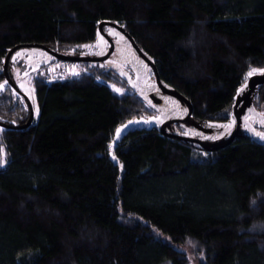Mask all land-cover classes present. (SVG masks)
Instances as JSON below:
<instances>
[{"label": "trees", "instance_id": "trees-1", "mask_svg": "<svg viewBox=\"0 0 264 264\" xmlns=\"http://www.w3.org/2000/svg\"><path fill=\"white\" fill-rule=\"evenodd\" d=\"M107 22L202 124L229 122L249 78L264 75H248L264 69V0H0L9 154L0 169V264H191L184 247L198 264H264V143L249 131L202 151L156 125L123 130L159 113L120 73L90 62L65 79L43 65L32 82L38 119L12 128L30 109L6 80L9 52L40 45L77 55L97 48ZM27 49L9 61L12 80V58ZM254 83L251 107L264 115V80ZM249 118L264 133V122Z\"/></svg>", "mask_w": 264, "mask_h": 264}, {"label": "rangeland", "instance_id": "rangeland-1", "mask_svg": "<svg viewBox=\"0 0 264 264\" xmlns=\"http://www.w3.org/2000/svg\"><path fill=\"white\" fill-rule=\"evenodd\" d=\"M115 33L119 32L113 28H109L106 31V34L112 39L115 49L108 60L100 63L101 66L105 69H113L125 77L130 83L132 90L138 92L145 103L159 113V116L155 119L131 122L125 126L123 130L136 125L145 126L156 124L157 122L162 124L171 120H183L188 114L187 106L179 98L157 88L156 80L152 77L150 71V66L147 65L137 52H135V50L127 43V40L123 35L120 33L119 35H116ZM100 37L97 40V48L85 49L82 53L71 56H79L83 58L104 57L108 54L110 45L108 42L107 44L103 42L106 41L104 38L103 41H101ZM121 37H123V39H121ZM19 53H21V55L17 56L15 54L14 57H16V59L15 61L12 60L11 63L12 77L16 83L15 85L29 99L33 109L34 120H37L39 116V107L32 82L35 74L38 75V72L41 71L43 65L51 61L52 57L44 53L42 50L35 48L23 50ZM86 71L87 67L82 63L68 62L62 65L61 70L58 71L63 74V77H55L57 79L80 77ZM42 73L49 74L50 72L49 70L43 69ZM138 80H140V84L137 87L136 82ZM245 95L246 93L244 96ZM251 108L252 107H249L246 104H242L238 109V116L241 120L240 131H248L244 119L248 120ZM249 121H251V124L254 123L258 125V123H255L252 118H249ZM262 125L264 126V124ZM3 130L4 129L0 126V159L5 161V163L0 165V169L6 168L9 163V154L3 138ZM235 131L236 121L234 118L227 123L202 124L195 118L191 117L186 122L171 123L165 128V132L169 135L195 138L202 141L208 148H215L229 142L235 134ZM257 137L260 141H264V138L261 136L257 135ZM182 250L187 252L191 264H198L196 255L191 252L190 247H184Z\"/></svg>", "mask_w": 264, "mask_h": 264}, {"label": "water", "instance_id": "water-1", "mask_svg": "<svg viewBox=\"0 0 264 264\" xmlns=\"http://www.w3.org/2000/svg\"><path fill=\"white\" fill-rule=\"evenodd\" d=\"M104 26H110L112 27L113 29H115L116 31H118L121 35H123L126 40H127V43L135 50V52H137V54L143 59V61L150 66V68L153 70L154 72V77H155V80H156V86L157 88L179 98L188 108V114L187 116L183 119V120H171V121H168V122H164V123H159L157 122L156 124H150V125H145V127H149V126H153V125H156L160 132L163 133V134H167L165 132V128L167 125L171 124V123H180V122H186L188 121L191 117H192V114H193V107L192 105L190 104V102L188 100H186L184 97H182L180 94H178L177 92H175L174 90H171L169 88H166L162 82H161V79L158 75V72H157V69L154 65V63L137 47V45L134 43V41L132 40V38L121 28L119 27L118 25L114 24V23H102L100 26H99V31H100V36H102L110 45V50L108 52L107 55H105L104 57H101V58H83V57H79V56H69V55H63V54H60V53H57V52H54L44 46H40V45H31V46H20V47H16L14 48L13 50H11L5 60V64H4V72H5V77H6V80L8 81V83L17 91L19 92L27 101H28V104L30 106V118H29V121L27 122V124L23 125V126H17V127H12V128H18V129H24V128H27L29 127L33 120H34V114H33V109H32V106H31V103L29 101V99L19 90V88L15 85V83L13 82V80L11 79L10 77V74L8 72V65H9V61L12 57V55L19 49H22V48H37V49H40L42 50L44 53L48 54L50 57H52L53 59L55 60H58V61H64V62H71V63H86V62H90V63H102L106 60H108L110 58V56L113 54L114 52V44H113V41L112 39L106 34V32H104L103 30V27ZM256 80H264V75H256V76H253L251 78H249V80L247 81V84H246V88H247V92H246V95L245 96H242L241 98H239L236 102V104L234 105V108H233V118L235 119L236 121V131H235V134L233 135L232 139L221 145V146H218V147H215V148H208L202 141L200 140H197L195 138H189V137H183V136H177L179 139H183V140H186V141H189L193 144H196L199 148H201L202 151H213V150H216V149H219L220 147H223L224 145H227V144H230L233 142V140L235 139V137L238 135V133L240 132V128H241V120L238 116V109L239 107L242 105V104H246L247 106L251 107V96H252V92H253V87L257 86V83H254V81ZM140 84V80H138L136 82V86L138 87V85ZM139 89V88H138ZM141 90V89H139ZM249 114L261 121L264 122V115L260 114L259 112L253 110L252 108L250 109L249 111ZM244 123L249 131V135L256 141V142H259V143H264V141H260L259 138L257 137V134H256V131L254 129V127L252 126V124L247 120V119H244ZM4 126V125H3ZM6 127V126H5ZM169 135V134H168Z\"/></svg>", "mask_w": 264, "mask_h": 264}, {"label": "built area", "instance_id": "built-area-1", "mask_svg": "<svg viewBox=\"0 0 264 264\" xmlns=\"http://www.w3.org/2000/svg\"><path fill=\"white\" fill-rule=\"evenodd\" d=\"M68 62H64V61H58V60H51L49 61L48 63L45 64V69L46 70H49V74L50 75H54L58 78H62L63 77V74H61L60 71L61 70V66L66 64ZM59 75V76H57Z\"/></svg>", "mask_w": 264, "mask_h": 264}, {"label": "snow or ice", "instance_id": "snow-or-ice-1", "mask_svg": "<svg viewBox=\"0 0 264 264\" xmlns=\"http://www.w3.org/2000/svg\"><path fill=\"white\" fill-rule=\"evenodd\" d=\"M116 35H119V33H115ZM121 39H123V37H121ZM100 40L101 41H103V37L101 36L100 37ZM105 44H107V41H103ZM85 47H88L87 45H85ZM17 56H20L21 55V53H17L16 54ZM13 59V61H15V59H16V57H13L12 58ZM255 72H264V69H255V68H253V69H250V71H249V73H248V75L249 76H251L253 73H255ZM7 82L5 81V84H6ZM4 87V85H0V88H3ZM119 91V90H118ZM258 136H261L262 138H264V133H256ZM114 159H115V157H113ZM3 163H5V161L3 160V159H0V165H2Z\"/></svg>", "mask_w": 264, "mask_h": 264}, {"label": "flooded vegetation", "instance_id": "flooded-vegetation-1", "mask_svg": "<svg viewBox=\"0 0 264 264\" xmlns=\"http://www.w3.org/2000/svg\"><path fill=\"white\" fill-rule=\"evenodd\" d=\"M27 101V100H26ZM28 103V102H27ZM28 106H29V104H28ZM29 109H30V106H29Z\"/></svg>", "mask_w": 264, "mask_h": 264}]
</instances>
